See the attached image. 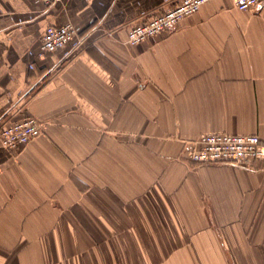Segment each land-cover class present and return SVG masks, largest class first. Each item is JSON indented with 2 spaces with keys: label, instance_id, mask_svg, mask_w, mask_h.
Returning a JSON list of instances; mask_svg holds the SVG:
<instances>
[{
  "label": "crops",
  "instance_id": "1",
  "mask_svg": "<svg viewBox=\"0 0 264 264\" xmlns=\"http://www.w3.org/2000/svg\"><path fill=\"white\" fill-rule=\"evenodd\" d=\"M178 0H0V264H264V159L192 163L204 133L264 141V6L210 0L171 32L130 27ZM80 37L45 53L47 26Z\"/></svg>",
  "mask_w": 264,
  "mask_h": 264
},
{
  "label": "built area",
  "instance_id": "2",
  "mask_svg": "<svg viewBox=\"0 0 264 264\" xmlns=\"http://www.w3.org/2000/svg\"><path fill=\"white\" fill-rule=\"evenodd\" d=\"M210 0H178L172 7L151 15L129 28L127 43L138 45L162 32H171L185 17L195 14ZM240 10H254L264 6V0H232ZM75 37L80 29L68 22L62 26L46 27L41 43L45 53L59 50ZM43 133L42 124L34 116L0 125V143L6 148H17ZM188 159L192 163H232L252 167L264 159V141L256 134L204 133L188 145Z\"/></svg>",
  "mask_w": 264,
  "mask_h": 264
}]
</instances>
